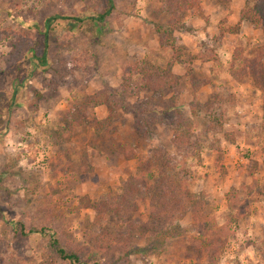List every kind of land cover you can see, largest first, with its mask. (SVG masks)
<instances>
[{
    "label": "rangeland",
    "instance_id": "1",
    "mask_svg": "<svg viewBox=\"0 0 264 264\" xmlns=\"http://www.w3.org/2000/svg\"><path fill=\"white\" fill-rule=\"evenodd\" d=\"M114 4L100 23L106 0H0V264H68L50 236L83 264H264V82L243 69L264 32L240 19L245 0H202L162 36L167 0ZM156 68L171 72L161 92L144 87ZM162 168L203 214L176 215L181 234L158 246L170 220L146 185ZM131 177L137 209L97 210Z\"/></svg>",
    "mask_w": 264,
    "mask_h": 264
},
{
    "label": "trees",
    "instance_id": "2",
    "mask_svg": "<svg viewBox=\"0 0 264 264\" xmlns=\"http://www.w3.org/2000/svg\"><path fill=\"white\" fill-rule=\"evenodd\" d=\"M202 0H167L168 8L173 16H175L174 21L168 24V27L164 30H161L162 27H158V31L162 36L165 32H170L174 30V26L178 24H182L181 21V14L183 12L188 11H195L200 13L202 11L201 7ZM215 2L221 6H227L231 0H215ZM245 5L247 6V10L245 15L240 14L241 20H247L251 23L254 27L260 28L264 32V0H245ZM115 10L114 0H106V8L103 12L97 13L90 17V20H95L97 22H104L107 17H109L112 12ZM59 18H66L60 15H53L47 18L44 22L45 28L48 30L51 24L59 19ZM74 23L77 24L81 19L80 18H73ZM72 23L71 27H74L75 24ZM47 33H45V37ZM163 42L170 44L166 40L162 39ZM264 49H261L255 57L248 60L246 62V66L243 67L244 70L250 74L252 79L257 82L260 89V81L264 82ZM261 55H263L261 57ZM38 63L41 65L46 64V53H42L41 55L37 56ZM148 67V66H147ZM136 72H140L139 68H136ZM244 73V72H243ZM144 76H153L147 77L149 82H146L144 87L162 91L163 88L166 87V83H170L171 80L169 79L171 76V72L168 70H164L161 68H156L153 71L149 69L142 71ZM234 79L239 78V75L235 72L232 73ZM175 78V77H173ZM175 80V79H174ZM172 83L176 84V81ZM173 84V86L175 85ZM178 132V129H177ZM177 135L174 136V140L176 141ZM159 157V155H158ZM166 168V165H163ZM172 173H167L166 170L159 169L160 176L152 177L150 174V178H154V182L147 183L146 185V192H148L151 196L150 203H151V214L155 215L158 219H163L164 217L170 221H165L166 226L163 227L162 231L158 232L156 238L160 239L158 241V246L164 244L166 239H172L176 236L181 234V227L177 222H174V217L176 215L183 216L188 211L191 212L193 219L199 222L200 218L202 217L203 211L197 210L194 206L199 202L198 197L195 194H192L188 191V189L182 186V180L179 175L175 172L171 171ZM157 179V181H156ZM137 184L138 179L136 177H131L129 181L123 182V188L125 190L124 195H118L115 197V205L118 203L123 202V204H119L116 207L114 204L107 205L105 202H102L101 208L97 210H105L107 214H114L118 216H125L131 210L137 209V200L136 196L140 193V190L131 185V183ZM128 183L129 186H128ZM145 184V182H144ZM145 186V185H144ZM110 197V196H109ZM126 197V198H125ZM125 200V201H124ZM151 215V216H152ZM154 217V216H152ZM167 222L170 223L167 225ZM34 233H44V228H31L25 230L24 227H21L20 234L27 236L28 234ZM49 246L53 251L54 256L59 258L62 261L67 262L68 264H83V261L80 257L72 251L67 250L60 240L54 236L49 237ZM138 251H143L144 249H136ZM215 253H212L214 256ZM91 264H102L100 262L94 261Z\"/></svg>",
    "mask_w": 264,
    "mask_h": 264
}]
</instances>
